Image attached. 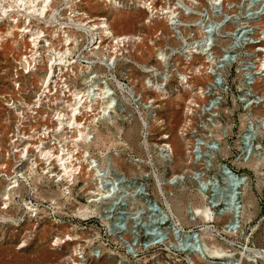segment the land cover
<instances>
[{
  "label": "rangeland",
  "instance_id": "rangeland-1",
  "mask_svg": "<svg viewBox=\"0 0 264 264\" xmlns=\"http://www.w3.org/2000/svg\"><path fill=\"white\" fill-rule=\"evenodd\" d=\"M208 1L118 0L120 6L110 7L103 1L92 5L90 0H67L48 16L55 29L69 31L89 17L92 22L107 21L116 36L132 37L125 46L105 38L101 48L92 51L93 36L83 33L66 53L73 61L99 64L92 95L96 102L102 97L104 105L111 103L106 114H100L101 122L88 125L92 143L77 150L89 169L99 170L97 183L107 192L101 195H126L121 182L112 191L108 188L121 173L141 177L144 186L138 205L145 203V209L137 228H131L125 202L113 206L101 196L97 205H88L85 199L93 186L86 174V182L71 187L70 200L54 179L37 175L26 182L20 178V191L12 195L11 209L4 211L8 182L0 180V217L18 221L0 223V264H238L241 257H245L242 264H264L263 257L253 254L264 252V73L257 75L251 92L239 89L234 69L229 73V90L221 95L203 98L184 84L183 76L188 80L192 68L204 63V58H198L192 64L189 56L190 43L201 36L200 25L197 29L195 25ZM224 1L228 5L222 12L218 9L222 29L215 32L214 41L220 44L240 27L249 35L245 39L261 43L257 59L263 62L264 0ZM29 5V0H18L17 10L29 15L32 33L41 28L48 31L46 39L53 36V27L45 19L33 16L32 20L35 12ZM230 17L236 24H230ZM5 24L0 26L3 31ZM19 25L24 30L28 23L23 20ZM142 38L143 54L137 47ZM58 42L56 36L55 46L65 50ZM30 49L22 46L8 57L0 52V96L11 94L15 60L30 54ZM255 50L247 48L244 54L249 57ZM44 68L35 74L38 78L45 75ZM31 79L24 75L22 81L27 102L35 99L39 88ZM73 86V90L87 88V82L83 77L73 79ZM89 101L93 102L90 95ZM151 113L155 118L145 132L142 125ZM14 121V114L0 101L1 165L8 162L12 149ZM164 144L173 150V163L162 156L159 147ZM249 153L257 154L252 167ZM228 169L240 176V184L232 183L236 178ZM25 203L34 206L35 217H30ZM79 208L90 218H74Z\"/></svg>",
  "mask_w": 264,
  "mask_h": 264
},
{
  "label": "built area",
  "instance_id": "built-area-1",
  "mask_svg": "<svg viewBox=\"0 0 264 264\" xmlns=\"http://www.w3.org/2000/svg\"><path fill=\"white\" fill-rule=\"evenodd\" d=\"M63 2L67 1L64 0ZM61 3L62 2L57 0V4H55V6H52V9H48V11L46 12V16H38V13H35V17H38V19L41 18L42 20L45 19V22L50 24V27H53V21L52 19H48V16H50L51 13L56 12L57 8L61 6ZM227 5L225 4L224 0L208 1V7L204 9L203 14L199 15V24L195 25L196 29L200 25L198 30H200V35L201 32H203L204 38L202 40L200 36V38H195L193 42L190 43L192 53V56H190L191 63L194 64L195 60L198 58H204V63L192 68V72L189 74L188 81L191 83V86L194 88V90H196V94L203 95V98H205L204 96L210 97L214 95H221L228 91V85L230 82L229 73H231L233 69L235 71L234 73L236 77H238L239 80V89L242 91H253V86L257 84V81L259 80L257 75H255V72L257 70V66L261 63H259V60L257 59L262 52V50L258 48V46H261L260 42L249 40V38L245 39V37L249 35H247V33L244 32V29L240 27H236L231 35L226 36V39H223L224 41H221L220 44L214 41L215 32L219 29H222L218 25L222 19L221 17L223 16L221 14V12L223 11L222 8H225ZM219 7L221 9V12L218 11ZM79 16H83V14ZM234 18L235 17H230L229 22L232 25H234V23L236 22V19ZM80 22L81 24L77 25L74 29L71 28V30L69 31H66L63 27H59L57 29H55L56 27H53V30L51 29V32H53V36L50 34V37H48L47 39L46 33L48 31H44L43 29L39 28L37 31L41 30L42 32H44L45 34L42 36L45 37L41 39V41L38 43V46L36 47H34L33 44L29 43V45H27L25 48L30 49V47H32V49H30V54H24L21 56L20 60H15L18 61V64L15 67L16 77L13 78L12 92L11 94L0 96V101L5 104V109H7L9 112H12L15 116V121L13 122L14 125L12 128L13 130L10 138L12 149L8 151L6 156L8 157V162L4 160L5 163H3V165L0 164V180L8 182V185L3 191L2 210L4 211H8L9 209H11V197L12 195L20 191V178H22V180L26 179V182H28L29 179L32 180L33 177L37 175H41V177L45 178L47 176V178H50L48 177L49 175L42 173V168L44 167V165L42 157L41 155H39V152L41 150H49L52 147L61 148L62 146H64L65 148H67V146L72 147V140L75 141L76 139L81 137L76 134L78 130H81L85 136L88 134V129L86 131L85 128L89 125L88 122L90 119V113H85L82 110V113H78L76 115V121L80 123L78 129H70V127H67L66 124L59 125L57 122V117L55 115L56 113L64 115L67 112L66 105L68 101L72 99L71 93L74 90H77H73V79L83 77L87 82V88L85 89L87 91L88 97L90 95L93 102H96V99L92 94L96 91L97 87L96 85L99 77V64L96 61H91L89 63H79L65 56H63L60 60L58 52H61L62 49L58 50L54 43L56 36H58L60 44H62L65 47L64 49H66L73 44V42L76 40L77 35L79 34L81 35L83 33H89L93 36V32L85 24L86 22H88L87 17H83ZM55 31H57V34L54 33ZM71 35L73 36L71 40L66 42L67 36ZM220 38L222 39L223 37ZM91 39L92 40L89 43V46H91L92 51H97L98 49H100L99 44L95 45L96 42L95 40H93L94 37H92ZM42 43H44V45H41ZM253 47L256 48V50L252 53V55H250L249 57L245 56L244 51L247 48ZM204 52L208 53V56H204ZM32 54H34L37 58V63H32L31 69L26 71L24 69V65L27 62L31 61L30 56ZM51 54L53 56H50ZM48 59L54 61V65L52 72L49 70V73H52L49 84H47L46 82H44L43 84V79L48 72L47 68L49 69L50 67ZM247 61H249L248 64ZM43 65H45V75L42 78H38V76H36L35 74H37L38 70ZM82 72L85 75L82 76ZM24 75L32 77L30 83H36V86L39 87L38 92H36V97L32 102H27V98L24 95L25 89L22 83ZM200 78L205 79L206 83L198 85L196 81ZM55 85H58L59 87H55ZM28 86L29 85L27 84V87ZM44 89L45 93H42V90ZM125 90L129 91L128 87H126ZM39 98H41L40 102H38ZM24 105L27 106V110H29V112L24 110ZM211 105L213 107L215 105V102L211 101ZM19 113L21 114V117H24L23 125L17 123L19 121V119L17 118ZM73 131H75V134L71 133ZM44 135H46V137H44ZM39 138H41V140L44 142L43 147L39 149L40 151L32 148L28 156V158H34V161L35 158H38L37 167L34 168V172L32 174V170H30L28 166L29 161L24 156L22 157L21 151H23V155H25L24 147L27 145H38V142L40 140ZM83 140L86 141V138L84 137ZM91 140L92 139L89 138V141ZM83 144V141H78L79 147ZM78 152L79 151L77 150L74 154V157L79 159L81 162L85 161L84 156H82V154ZM249 158L250 162L248 165L252 167L255 165V162L257 160V154L249 153ZM92 164H95L94 161L92 162ZM84 167L85 165L83 163L82 172L80 174H75L74 184L81 181L86 182V175L84 177L82 176ZM11 168H14L13 173L10 172ZM38 170H40L41 172H38ZM93 170L95 174L94 180L91 177L88 178L91 179L93 190L97 185L98 191L97 195L94 196L88 194L90 191L87 193V198L85 199L87 204L97 205L101 200V196H105L103 199L104 203H110L113 206H120L125 202L129 208L130 213L128 223L131 225V228H137L135 225L137 224V221L141 216V210L145 209V203H141L140 205H138V202L141 199L139 190L144 186L142 178L138 175L127 176L126 174L121 173L120 176L116 178V181L114 183L108 185V188L110 191H112L114 190L118 182H121L126 190V195H116L114 198H111L108 197V195H101L102 192H107L102 190L99 181L97 183V174L99 173V170ZM228 171L236 178L235 180L232 179V183L240 184V176L232 170L228 169ZM14 182L16 183L14 184ZM243 182L245 183V181ZM10 183L11 185H9ZM243 185L245 186L247 184L245 183ZM6 192L10 193L9 200L7 199ZM5 202L7 203V205L5 204ZM27 204L33 208L30 209L25 205L29 214H32V216L30 215V217H35L36 210L34 206L31 203ZM149 212L155 215L152 210H149ZM81 215H86L87 217L82 219L74 215V218H78L84 221L90 218V216L85 214L84 212H81ZM206 220H208V218ZM7 222L18 223V221L16 222L11 218L0 217V223ZM115 222H120L119 216L115 218ZM140 235L143 238L145 237L143 233H140Z\"/></svg>",
  "mask_w": 264,
  "mask_h": 264
},
{
  "label": "bare ground",
  "instance_id": "bare-ground-1",
  "mask_svg": "<svg viewBox=\"0 0 264 264\" xmlns=\"http://www.w3.org/2000/svg\"><path fill=\"white\" fill-rule=\"evenodd\" d=\"M63 1L64 0H60V2H63ZM85 1H88V0H85ZM90 1H91L92 5L93 4H99L100 1H103V2L107 3V6L109 4L110 7L120 6V3L118 2V0H90ZM32 2H33V0H29V4H30L29 7L34 8L33 11L35 13H38V16H46V12L48 11V9H52V6H55V4H57V0H36L34 4ZM143 3L145 5V1ZM17 5H18V0H0V26H2L3 22H6L5 31H3L2 28H0V52L5 57H8L12 53H15L17 51V49L18 48L20 49L22 46L26 47L27 45H29V43L33 44V46L36 47V46H38V43L41 41V39L43 37H45V36H42L45 33L42 32L41 30H39V31L33 30V32H35V33H32L31 19H30L29 15L26 14V11L24 14L20 15L19 11L17 10ZM148 9H150L151 13H153L152 8L148 7ZM35 13H33L31 15L32 20L34 19L33 16H35ZM163 13L167 14L165 12H163ZM170 16L171 15H169V17ZM23 20L25 23H28V26L25 27L24 30H21L20 29L21 26L19 24L22 23ZM87 20H88V23L86 24V26H88L91 31H94V34H93L94 39L93 40H95V42H96L95 45L99 44L100 48H101V44L105 38L112 39V41H114L117 46H120V45L125 46V44H129L132 42V37H130V36H127V35L116 36L113 32L112 27L108 24L107 21L98 20L96 22V20H95V21H93L94 24H92L93 22L89 19V17H87ZM27 28H29V29H27ZM54 33L57 34V31ZM71 36H67L66 42L71 40ZM203 38H204V34L202 33L201 39L203 40ZM28 39H29V41H28ZM47 42H48V40H47ZM133 42L135 43V41H133ZM18 44H21V45L18 46ZM138 46H139V51H141L142 54L145 53V38H142L140 40L137 47ZM126 49L130 50L131 47L126 48ZM66 51H68L67 48L64 51L61 50V52H58L60 60L62 59L63 56H65V57L69 56V55H67ZM65 53H66V55H64ZM190 56H192V55H190ZM204 56H208V53L204 52ZM30 58H31V61L27 62L24 65V69L26 71L31 69L32 63H35V64L37 63V58L35 57L34 54H32L30 56ZM114 60H116V59L114 58ZM48 62L50 64V67H49V69L47 68L48 72H47L45 78L43 79V84H44V82L49 84L50 78L52 75V73H49V70L52 72L54 61H52L51 59H48ZM262 73H264V61L261 62V64H259L257 66V71H256L255 75H261ZM183 77L186 80V82L184 83L185 86L188 88H191L192 87L191 83L187 80V77L186 76H183ZM55 87H59V86L55 85ZM45 89L42 90V93H45ZM71 96H72V99H70L66 105L67 112L64 115H62L60 113L55 114L57 117L58 124L59 125H65L66 124L67 127H70V129H74V128L78 129L80 123L76 121V119H77L76 115L78 113H82V110L85 113H92V115L89 116L90 119H89L88 123L89 124L91 123V124L96 126V124L101 120V115L106 114L108 109H110V107H111V103L104 105V103H103L104 101H102L103 98L102 97L100 98L99 96H97V97H99L97 99H98V101L100 100L101 103H99L98 101L94 102V103L92 101H89L88 100L89 97H88V94L86 93L85 88L74 90L71 93ZM40 101H41V98H39L38 102H40ZM96 106H97V108H96ZM144 106L149 107L148 104L144 105ZM97 114H98V116H97ZM17 118L19 119V121L17 123L20 125H23L24 124V122H23L24 117H21V114L19 113ZM154 118H155L154 113H151L149 115V117L147 116V119H145V121L142 125V126H144L145 132L150 127V123ZM87 129H88V127L85 128L86 131H87ZM71 133L75 134V131H73ZM76 134L81 136V137L76 139L75 141L72 140V147H70V146H67V148H65L64 146H62L61 148H58V147L53 148L52 147L49 150L46 149V150L40 151L39 149L43 147L44 142L41 140V138H39L40 140L38 142V145H35V146L34 145H31V146L27 145L24 147L25 155H23V151H21L22 157L24 156L29 161L28 166H29L30 170H32V174L34 172V168L37 167L38 158H35V161H34V158H32V159L28 158L29 152L32 148L40 151L39 155H41L43 165H44V167L42 168V173L47 174V175H49L48 177L54 179L55 183H57V185L60 187V190L62 191L63 195L66 196L67 200H70V198L68 196L70 195L71 187L74 186V176H75V174H80L82 172V164L83 163H84L85 167L83 168L84 171H83L82 176L84 177L86 174H89V177H91L93 180L95 178L94 170L89 169L90 164L89 163L87 164L86 161L81 162L79 159L74 157V154L76 153L77 149L79 150L78 141L79 142L83 141V143L85 145H90L92 143L91 141H89V135L85 136L81 130H78ZM44 137H46V135H44ZM76 137H78V136H76ZM84 137L86 138V141L83 140ZM87 138H88V141H87ZM159 148H160V151L162 152V156L165 159V161L167 163H170V162L173 163V161L171 160V155L173 154V150H172L171 146L168 144H164ZM84 158H85V156H84ZM173 166L174 165H172V167ZM15 183L16 182H14V184ZM9 185H11V183ZM97 191H98V186L96 185L94 190L90 191L88 194L94 196V195H97ZM8 193L9 192H6V196H7V199L9 200L10 193L9 194ZM5 204L7 205L6 202H5ZM25 205H26V207L33 209L27 203H25ZM77 212H78V214H76L77 217L82 218V219L87 217L86 215H81L82 208H79ZM83 216H85V217H83ZM207 218H208L207 216L206 217L203 216L202 219L206 220ZM58 240H60V239H58ZM253 254L258 256V257L264 258V252L263 251H253ZM244 260H245V257H241L238 260V264H242L244 262Z\"/></svg>",
  "mask_w": 264,
  "mask_h": 264
}]
</instances>
